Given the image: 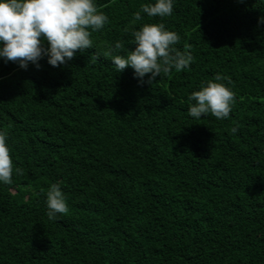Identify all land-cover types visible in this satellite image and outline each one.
Returning <instances> with one entry per match:
<instances>
[{"label": "trees", "instance_id": "trees-1", "mask_svg": "<svg viewBox=\"0 0 264 264\" xmlns=\"http://www.w3.org/2000/svg\"><path fill=\"white\" fill-rule=\"evenodd\" d=\"M154 0H96L109 22L68 64L0 60V131L13 183L0 184V264H264V0H174L170 17L194 60L152 83L103 53ZM230 118L188 114L217 74ZM238 126L236 134L230 129ZM59 182L69 211L47 216Z\"/></svg>", "mask_w": 264, "mask_h": 264}, {"label": "clouds", "instance_id": "clouds-1", "mask_svg": "<svg viewBox=\"0 0 264 264\" xmlns=\"http://www.w3.org/2000/svg\"><path fill=\"white\" fill-rule=\"evenodd\" d=\"M173 11L174 0H154L141 5L126 29L133 37L134 50L127 49L122 54L124 45L116 41L103 53L117 72L130 67L138 80L144 82L148 77L147 82L152 83L173 69L182 71L190 67L194 57L176 47L180 36L168 30L163 22L135 27L143 20L142 14L163 19L170 17ZM108 22V16L99 10L96 0H0V60L5 64L16 63L24 70L30 64L39 68L44 58L52 67L66 65L78 51L96 47L92 33L102 30ZM259 24L264 25V16L259 18ZM225 79L217 73L189 95L191 118L200 120L209 114L217 120L230 118L235 93L228 86L230 81L223 83ZM238 131V126H234L230 134ZM7 140L8 134L0 131V184H11L14 173L22 174V170L14 166ZM46 205L50 220L69 211L59 182L50 184Z\"/></svg>", "mask_w": 264, "mask_h": 264}]
</instances>
